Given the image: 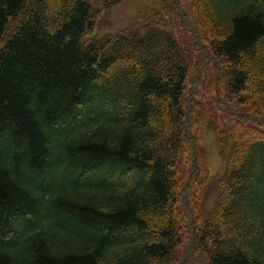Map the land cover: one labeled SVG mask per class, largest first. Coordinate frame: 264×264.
<instances>
[{
    "label": "trees",
    "instance_id": "1",
    "mask_svg": "<svg viewBox=\"0 0 264 264\" xmlns=\"http://www.w3.org/2000/svg\"><path fill=\"white\" fill-rule=\"evenodd\" d=\"M187 5L184 38L157 15L86 40L91 0H0V264H264V0L167 8ZM208 107L228 119L210 212Z\"/></svg>",
    "mask_w": 264,
    "mask_h": 264
},
{
    "label": "rangeland",
    "instance_id": "2",
    "mask_svg": "<svg viewBox=\"0 0 264 264\" xmlns=\"http://www.w3.org/2000/svg\"><path fill=\"white\" fill-rule=\"evenodd\" d=\"M105 0H94V5L96 8H100L104 5ZM162 0H122L120 3L115 4L109 9H103L99 12L101 21L99 27L87 37L88 38H100L106 34L120 31L122 29H127L133 22L143 21V19L153 13L155 10L162 8ZM168 29L171 27L176 28L178 25L177 18L173 15H168L167 18ZM211 77V76H209ZM208 78V77H207ZM189 86L196 88L199 86V80L194 81L193 79L189 81ZM215 89L214 87H204L203 90L196 95V103L193 104H203L209 106L212 101L215 99ZM208 111L203 117L208 115V112L212 107L206 108ZM216 116L220 119L221 122L224 121V114L219 111H215ZM193 130H199V135L202 140V144L205 147L206 154H208L209 165L211 168L212 178L219 177L224 171V161L220 155L219 145L216 139V132L213 129V123L211 120L204 119L201 123L193 126ZM216 189L213 183L212 191L206 197L205 207L208 210L214 208L216 203ZM225 223L230 225L229 220H226ZM199 257V255H196Z\"/></svg>",
    "mask_w": 264,
    "mask_h": 264
}]
</instances>
